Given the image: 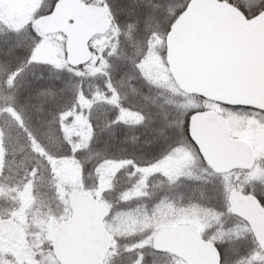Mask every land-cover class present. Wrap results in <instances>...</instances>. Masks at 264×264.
<instances>
[{"label":"trees","instance_id":"obj_1","mask_svg":"<svg viewBox=\"0 0 264 264\" xmlns=\"http://www.w3.org/2000/svg\"><path fill=\"white\" fill-rule=\"evenodd\" d=\"M97 1L105 5L119 25L118 35L122 42H117L113 52L112 49L110 53L105 52L106 48L102 51L106 61L101 68L96 67L99 64H94V67L92 64L93 76L86 75L91 64L77 68L82 72L78 74L66 64L57 67L34 60L33 53L43 36L31 22L16 30H3L0 24V235L9 222L17 224L24 232L27 249L31 252L29 259L21 264H58L56 261L48 263L45 259L50 243L40 235L45 225L43 221L66 208L63 200L59 202L51 159L73 161L80 169L81 190L90 192L98 200H107L104 195L101 198L96 194L101 163L126 162L130 168L149 167L163 160L183 139L195 149L187 136V120L191 113L177 107L176 101L187 96L177 88L169 90L152 84L138 68L147 41L155 30H148L145 23L155 13L151 10L156 9L155 21L160 22L156 27L164 37L169 22L175 19L188 0ZM227 1L247 16L264 9V0L253 1L250 5H243L239 0ZM54 2L41 0L35 17L49 12ZM123 19H129L126 26H122L126 23ZM121 46L122 52L118 50ZM95 94L102 98H95ZM76 114L85 116L91 126V135L84 147H76L65 135V127ZM123 114H136L140 118L128 122L127 119L121 120ZM169 118L179 121L185 118L183 129L172 124ZM128 170H119V175ZM192 171L190 180L174 185L176 191H173V196L190 199L191 205L227 217L225 228L233 227L235 222L232 221L246 227L247 235H241V239L230 245L235 260L257 249L248 227L228 210L225 179L236 175L240 181L231 179V187L255 195L263 206L264 187L253 181L241 184L246 171L213 173L201 158ZM127 186L129 189L130 185ZM157 188L159 195L167 193L165 185ZM126 190L118 194L122 196ZM110 191L115 189L112 187ZM202 235L209 239L205 233ZM1 239L0 264H17L13 253L4 250L5 243ZM132 242L130 247L135 245ZM213 243L219 249L223 263L221 245ZM116 260L111 264H133L135 258L123 256ZM150 261L145 256L142 264H150Z\"/></svg>","mask_w":264,"mask_h":264},{"label":"water","instance_id":"obj_2","mask_svg":"<svg viewBox=\"0 0 264 264\" xmlns=\"http://www.w3.org/2000/svg\"><path fill=\"white\" fill-rule=\"evenodd\" d=\"M112 23L103 5L82 0H56L35 20L41 35H63L65 61L72 68L91 61L90 41L106 34ZM165 62L183 93L264 113V9L247 17L225 0H188L166 34ZM187 133L217 174L249 170L255 164L252 146L233 137L226 118L214 110L193 112ZM226 201L264 252V207L259 200L232 188ZM69 209L70 215L53 230V257L58 264H104L112 244L104 225L107 207L90 192L75 188L69 193ZM151 247L185 264H221L217 247L189 224L160 225Z\"/></svg>","mask_w":264,"mask_h":264},{"label":"rangeland","instance_id":"obj_3","mask_svg":"<svg viewBox=\"0 0 264 264\" xmlns=\"http://www.w3.org/2000/svg\"><path fill=\"white\" fill-rule=\"evenodd\" d=\"M82 1L101 4L105 7L103 3L97 0ZM239 1L242 2L243 5H250L253 1L256 2L259 0ZM40 2L41 0H0V24L3 26L2 29L6 30V28H11L16 30L26 26L30 22L36 29L34 23L37 18L35 16H37L36 13L40 8ZM151 12L156 13V9L154 8ZM171 12L170 10V14H172ZM146 13L148 14L147 11ZM155 13L150 16L151 18L148 16L149 19L145 22L148 30H155L147 41L146 50L144 51L142 59L139 61L138 68L142 76L152 84L165 89L175 90L176 86L164 59L165 35L168 30L163 37V32H159V28L156 27L160 22L155 21L157 15ZM110 16L112 17L111 14ZM112 20L113 23L110 30L103 35L105 37H94L90 42L93 54L91 61L87 63L91 64L88 74H86L88 76L95 75L92 64L93 67L94 64H99L96 67H100L103 61H106L105 58L103 59L102 57V51H105L106 48L107 51L105 52L110 53V49H112L111 52H113L117 42H122L120 35H118L119 25H116V21H114L113 17ZM127 20L129 19H123L126 23H123L122 26L127 25ZM129 23L131 24L132 22L130 21ZM171 23L169 22V26ZM162 24H164V22H162ZM123 37L125 38V36ZM119 48L118 50L122 52V46ZM33 59L49 62L57 67L65 65L64 37L60 34L43 36L33 53ZM71 69H75L73 71L82 74L81 70L77 68ZM95 98L100 99L102 97L99 94H95ZM176 101L177 107L190 113L211 109L222 114L228 121L232 136L248 142L252 146L256 156L255 164L243 175L241 184L253 181V183L257 185L260 184L264 187L263 113L240 107L226 108L216 103L202 102L192 96H187ZM137 118L140 117L136 114H123L121 120L127 119L128 122H135ZM169 119L170 121L172 120V124H177L181 130L183 129L182 125L185 118L183 121H179L177 118H175V120L173 118ZM145 121H147L146 118ZM65 135L76 147H84L88 143L91 135V126L87 118L80 114L74 115L72 122L65 127ZM175 146L176 147H174L163 160L149 167L130 168L126 162L113 161H106L100 164L97 176L96 194L100 197L103 195L107 197V200L103 198L101 199L102 201H99L108 208V215L104 224L112 240L111 248L104 264H111L114 259L119 260L123 256H127L131 259L135 258L133 264H142V260L145 256L151 259L149 262L150 264H185L176 257L153 251L151 247L152 236L162 224H189L198 229L201 233H205L209 238L208 240L211 242H218L221 245V250L224 252V262L222 263L221 261V264H264V253L257 245V249H253L250 254L243 255L239 257L238 260L233 258L230 245L235 240L241 239V235L246 234V230H244L246 227L243 224L239 225L237 221H232L236 224L233 223V227L225 228L224 220H229L227 217L224 218L220 213H213L207 209L191 205L190 199H184L182 196L178 198L173 196V191H176L174 185L180 181L190 180L192 178V170L200 158L197 150L185 139ZM50 166L57 193L59 194V202L63 200L66 205L63 212H59L56 216L55 214L49 215L47 219L43 221L45 225L42 227L40 235L42 239L51 244L52 233L55 226L59 221L67 218L70 214L68 207L70 191L75 188L82 189V185L80 169L73 161L65 158L51 159ZM119 170L128 171L120 176ZM236 178V175L226 177V198L229 190L234 188L231 187L232 180L233 182L240 181V178ZM180 184L185 185L186 183ZM127 185H130L129 189ZM158 185H165V191L167 193L165 192L166 194L159 195L160 191L157 188ZM112 187L115 191L109 192V189ZM126 187V192L120 196L118 193H120L121 190L124 192L125 190L123 189ZM186 189H188V187H186ZM0 237L4 239H1V242L4 241L5 243L4 250L11 252V254L13 253L15 260H18L17 264L26 262V260L29 259L31 251L27 249L28 243L26 241V235L17 224L12 222L7 223V225L2 228ZM132 240V243L135 245L130 247L129 243ZM127 249H131V252L124 253ZM47 252L45 257L47 262H54L55 260L51 254V246Z\"/></svg>","mask_w":264,"mask_h":264},{"label":"bare ground","instance_id":"obj_4","mask_svg":"<svg viewBox=\"0 0 264 264\" xmlns=\"http://www.w3.org/2000/svg\"><path fill=\"white\" fill-rule=\"evenodd\" d=\"M56 1V0H55ZM55 3V2H54ZM239 8V7H238ZM240 9V8H239ZM191 143H192V141L191 140H189ZM51 246V245H50Z\"/></svg>","mask_w":264,"mask_h":264}]
</instances>
